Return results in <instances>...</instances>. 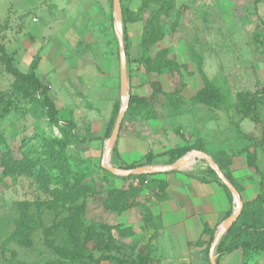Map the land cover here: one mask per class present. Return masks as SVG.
Returning <instances> with one entry per match:
<instances>
[{"label":"rangeland","instance_id":"rangeland-1","mask_svg":"<svg viewBox=\"0 0 264 264\" xmlns=\"http://www.w3.org/2000/svg\"><path fill=\"white\" fill-rule=\"evenodd\" d=\"M47 1L0 0V44L22 71L38 58L36 74L58 110L51 122L39 102L41 89L17 83L0 62V264H158L151 255L157 225L151 207L161 188L156 174L182 158L170 170L217 174L203 154L215 165L218 152L230 155V172L238 174L232 176L252 197L261 177L245 151L255 152L264 190V0H168L158 18L161 38L146 52L142 30L160 5L119 0L124 16L135 19L125 23L128 91L120 89L112 0H97L109 13L97 24L81 22L88 5L82 1ZM147 58L157 61L158 71ZM204 77L226 103L195 99ZM129 92L146 97L148 106L123 118L126 107L106 160L104 130L110 123L113 130V104L120 108ZM239 95L259 99L255 120L241 113ZM67 121L74 124L70 134ZM184 145L192 149L177 159L161 155ZM104 165L116 172L101 170ZM138 166L153 168L125 174ZM110 192L125 208L103 204ZM252 250L244 264H264V239ZM239 256L236 251L223 264H238ZM206 258L210 264V248Z\"/></svg>","mask_w":264,"mask_h":264},{"label":"trees","instance_id":"trees-1","mask_svg":"<svg viewBox=\"0 0 264 264\" xmlns=\"http://www.w3.org/2000/svg\"><path fill=\"white\" fill-rule=\"evenodd\" d=\"M256 1V0H255ZM152 2H157L160 5V8L154 11L149 20L144 24L140 45L141 48L146 52L148 47L155 42H157L162 35V28L158 22V18L161 13L166 11L168 6V0H152ZM110 7H113V3H110ZM112 16V12H111ZM127 21L134 22L135 19L128 20L126 16H124V11L121 10V23H122V41L123 47L125 50V57H126V72H127V80L129 87H131L130 83V74L128 69V47L126 44V29L125 23ZM150 63H153V70L158 71L157 61H152L151 59L147 58ZM0 62H2L5 66L6 71L11 74L15 81L21 85H29L34 90L38 91L41 89L42 100H40L41 107L46 110L47 116L51 122H56L58 117V110L53 102V100L48 95L47 91L42 87L40 79L36 74V68L38 63V58L34 57V59L30 62L26 71L20 70L16 67L13 63V58L10 54H8L2 44H0ZM168 69L172 66L171 61L166 59L164 64ZM195 99L203 104L210 105V104H218V103H226V96L218 91L212 81L208 80L204 77L203 80V87L200 88L195 93ZM242 98L243 106L245 107L241 110L244 117L254 116L256 114L257 104L259 103V99L255 96L251 95H239ZM241 98L239 101L241 102ZM148 106V102L146 97L129 92L127 98V109L123 118H127L128 115H140L142 111ZM119 109V104L115 102L113 104V114L116 115ZM252 120H255V117H250ZM111 123L107 125L104 130V134L102 138L107 139L111 135ZM74 128V124L72 122L67 121L65 124L66 133H71ZM121 129V127H120ZM119 129V130H120ZM192 149L191 146L184 145V146H174L167 150H165L161 155H168L172 160L177 159L185 155ZM152 154L148 152L145 155L146 162H151ZM175 157V158H174ZM245 160L249 167L254 170L255 174H259L261 177L259 184H258V191L250 198H244L242 192L244 191V186H242L238 180H236L231 172H230V164H231V157L226 153L220 154L219 152L216 154L215 163L217 167L222 171L223 177L227 182L233 187V189L237 192L239 197L242 201V206L240 210V214L238 217L222 232L220 235L215 247L214 251L217 255L215 259V263L219 264V259L221 256L231 253L234 250H240L242 252V261L241 264H244L246 259L248 258L249 254L253 251L252 249L257 247L258 245L261 246L262 240L264 239V214L262 211V207L264 204V190H263V174L259 172V169L256 164V154L255 152L245 151ZM53 165L56 169H61L60 161L55 158L53 160ZM100 169L110 173L106 168L100 166ZM211 176H213L217 182L224 188L226 196L230 205L233 207V195L228 187L221 181V179L217 176V174L212 171L209 172ZM130 176V175H129ZM142 178L145 174L140 175ZM122 178H127L125 176H121ZM158 185L161 186L160 193L157 199H163L165 197L164 187L166 185L165 181L159 180ZM116 192H110L109 195L103 199V204L105 206L113 207L117 210H121L125 208L124 205L119 203V201L115 198ZM119 194V193H118ZM116 203V204H114ZM231 212L228 213V215ZM227 215V216H228ZM216 229H210L208 226H204L203 232L209 235V239L206 242L205 253L208 254L209 248L213 242ZM196 244L201 245V241H197ZM67 258L70 259H80L83 258L80 254L76 255H69L66 254ZM208 260V259H207ZM209 261V260H208ZM143 264H154L150 260H145Z\"/></svg>","mask_w":264,"mask_h":264},{"label":"crops","instance_id":"crops-1","mask_svg":"<svg viewBox=\"0 0 264 264\" xmlns=\"http://www.w3.org/2000/svg\"><path fill=\"white\" fill-rule=\"evenodd\" d=\"M79 1L88 4L87 11L82 14V18L80 16L81 22L97 24L106 19L109 14L106 12L104 2V8L100 10L99 4L98 7L96 5L97 0ZM53 3L57 7L59 2ZM53 3L50 7L55 6ZM58 7V10L64 8L62 5ZM65 14L63 11V17ZM46 15H50L49 11ZM48 16L46 20L51 22ZM56 22L54 20V23ZM232 174L234 177L238 176L235 171ZM156 178L165 181L166 185L164 187L165 197L161 200L157 199L151 207L153 216L157 218V225L151 228V233H153L151 255L158 264H207L205 247L209 235L203 232L204 226L218 230L220 224L228 217V213L233 210L224 188L213 176L202 170L164 169L156 174ZM242 185L246 189L243 183ZM245 194L243 191L244 198H250ZM197 241H201L202 244H196ZM236 251L240 255L238 264H241L242 252L238 249L221 256L219 264H223L226 256Z\"/></svg>","mask_w":264,"mask_h":264},{"label":"water","instance_id":"water-1","mask_svg":"<svg viewBox=\"0 0 264 264\" xmlns=\"http://www.w3.org/2000/svg\"><path fill=\"white\" fill-rule=\"evenodd\" d=\"M113 3V9L114 12H116V16H117V20H118V27H117V44H118V57H119V82H120V89L122 91H128V80H127V74H126V57H125V50L123 47V41H122V36H121V10H120V4H119V0H112ZM127 98H128V94L126 96L125 101L123 102V105L119 108L118 110V114L114 123V127L112 130V133L108 139V143H107V147H106V153H105V159L107 160V155L109 152L110 147L112 146V144L114 143L118 132H119V128H120V122L122 119V116L124 114V111L127 107ZM201 153V152H200ZM203 154V153H201ZM204 157L206 158V160L210 163V165L212 166V168L217 172V175L219 176V178L221 179V181L228 187V189L231 191L232 195H233V201L235 203V206L232 210V212L228 215V217L220 224L218 230L215 233L213 242L210 246V264H216L215 260L212 256V252L213 249L220 237V235L222 234V232L236 219L237 215L239 214V211L241 209L242 206V201L241 198L239 197V195L236 193V191L233 189V187L227 182V180H225V178L223 177V175L218 172L216 165L214 164L213 161H211L209 159V157L205 154H203ZM184 158L178 160L176 163L167 166L166 170H170V169H174L177 168L181 165V162ZM105 168H107L109 171L111 172H116L115 169L113 167H111L110 165H104ZM151 166H138L135 167L131 170H128L125 174H136V173H141V172H148V171H152Z\"/></svg>","mask_w":264,"mask_h":264},{"label":"bare ground","instance_id":"bare-ground-1","mask_svg":"<svg viewBox=\"0 0 264 264\" xmlns=\"http://www.w3.org/2000/svg\"><path fill=\"white\" fill-rule=\"evenodd\" d=\"M190 156V155H189Z\"/></svg>","mask_w":264,"mask_h":264},{"label":"built area","instance_id":"built-area-1","mask_svg":"<svg viewBox=\"0 0 264 264\" xmlns=\"http://www.w3.org/2000/svg\"><path fill=\"white\" fill-rule=\"evenodd\" d=\"M35 20V19H34Z\"/></svg>","mask_w":264,"mask_h":264}]
</instances>
